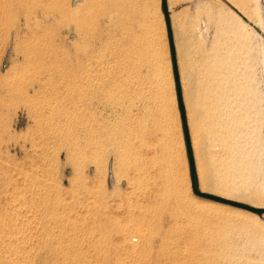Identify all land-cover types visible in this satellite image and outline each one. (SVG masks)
<instances>
[{
  "label": "rangeland",
  "instance_id": "rangeland-1",
  "mask_svg": "<svg viewBox=\"0 0 264 264\" xmlns=\"http://www.w3.org/2000/svg\"><path fill=\"white\" fill-rule=\"evenodd\" d=\"M255 1L166 0L211 200L160 0H0V264H264Z\"/></svg>",
  "mask_w": 264,
  "mask_h": 264
},
{
  "label": "water",
  "instance_id": "water-1",
  "mask_svg": "<svg viewBox=\"0 0 264 264\" xmlns=\"http://www.w3.org/2000/svg\"><path fill=\"white\" fill-rule=\"evenodd\" d=\"M160 4H161L162 15H163L165 26H166V30H167V41H168V46H169L170 58H171V67H172V73H173L175 96H176L178 113H179V118H180V123H181V128H182V134H183V139H184V146H185V150H186V159H187V163H188L190 190L197 197L211 199V200H216L215 198L198 191L195 188L194 184H193V181H194V166H193L192 155H191V150H190V144H189L187 130H186V124H185V119H184L183 107H182V103H181L180 89H179V84H178V81H177V74H176V70H175L172 42H171L170 34L168 32L167 13H166V10H165L164 0H160ZM244 209H247L248 211H251V212H254V213H261L262 212L261 210H257V209H251V208H245V207H244Z\"/></svg>",
  "mask_w": 264,
  "mask_h": 264
},
{
  "label": "bare ground",
  "instance_id": "bare-ground-1",
  "mask_svg": "<svg viewBox=\"0 0 264 264\" xmlns=\"http://www.w3.org/2000/svg\"><path fill=\"white\" fill-rule=\"evenodd\" d=\"M257 1V0H256ZM255 1V2H256ZM234 3V2H233ZM256 4H257V2H256ZM235 7H237V5H235ZM239 9H241V8H239ZM240 11H242V10H240ZM243 12V11H242ZM242 12H241V14H242ZM247 13V12H246ZM235 16V15H234ZM259 18V22H261V17L260 16H258ZM234 20L237 22V23H239L240 25H242V26H244L243 24V22H242V20L240 19V17H238V16H235L234 17ZM252 22H253V20H252ZM255 23V22H254ZM241 29H243V28H241ZM261 55H262V64H263V67H264V48H262L261 49ZM191 123V122H190ZM235 124V123H234ZM218 126H219V130H216V136L218 137H221V138H223V136L225 137H227L228 135H229V133L231 134V131H233V130H230V129H226V128H224V126H221V125H219L218 124ZM190 127V126H189ZM221 128H223L224 129V131H221ZM191 131H193V130H191ZM226 131V132H225ZM194 133V132H193ZM192 133V147H193V149L195 148L196 149V147H197V142H196V139H195V136H194V134ZM215 136V137H216ZM234 136V135H233ZM229 137V136H228ZM231 140H233V137H232V139ZM229 141V140H228ZM234 142V141H233ZM220 144V143H219ZM233 145H234V143H232ZM226 145V144H225ZM230 146V145H229ZM232 147H234L235 148V146H232ZM231 147V148H232ZM190 148H191V144H190ZM213 148V147H212ZM191 150H192V148H191ZM237 150V149H236ZM232 151V150H231ZM238 152V151H237ZM244 154V153H243ZM249 154V153H248ZM239 155V154H238ZM246 155V154H245ZM241 156V155H240ZM201 188V187H200ZM202 189V188H201ZM18 227V226H17ZM16 228V227H15ZM16 229H18V228H16ZM21 230V229H20ZM10 231V230H9ZM12 231V230H11ZM7 232H8V230H7ZM13 232H16V230H14ZM19 233V232H18ZM17 233V234H18ZM8 234V233H7ZM10 234V233H9ZM8 234V235H9ZM20 234H21V232L19 233V236H20ZM13 235V234H12ZM12 235H10L12 238H14V235L12 236ZM15 235H16V233H15ZM22 235V234H21ZM9 236V237H10ZM9 237H8V240H9ZM16 238H18V235L17 236H15ZM15 239V238H14ZM22 239V238H21ZM20 238H19V241L21 240ZM7 240V239H6ZM24 240H25V238H24ZM24 240H23V242H24ZM3 241V240H2ZM13 240H11L10 239V242H12ZM6 242H8V241H6ZM15 242V241H14ZM17 242V241H16ZM21 242H19L18 244H20ZM7 244V243H6ZM8 244H9V242H8ZM11 244V243H10ZM18 244H17V246H18ZM15 245H16V243H15ZM21 245H22V243H21ZM20 246V245H19ZM6 249V248H5ZM9 252V251H8ZM2 261V260H1Z\"/></svg>",
  "mask_w": 264,
  "mask_h": 264
},
{
  "label": "crops",
  "instance_id": "crops-1",
  "mask_svg": "<svg viewBox=\"0 0 264 264\" xmlns=\"http://www.w3.org/2000/svg\"><path fill=\"white\" fill-rule=\"evenodd\" d=\"M164 5H165L166 13H167L168 32H169V34H170V38H171V40H172V36H171V25H170V21H169V11H168L167 6H166V0H164ZM160 11H161V14H162L161 4H160ZM162 17H163V15H162ZM163 23H164V28H165L166 37H167V30H166V26H165L164 18H163Z\"/></svg>",
  "mask_w": 264,
  "mask_h": 264
},
{
  "label": "trees",
  "instance_id": "trees-1",
  "mask_svg": "<svg viewBox=\"0 0 264 264\" xmlns=\"http://www.w3.org/2000/svg\"><path fill=\"white\" fill-rule=\"evenodd\" d=\"M193 184H194V186H195V177H194V181H193Z\"/></svg>",
  "mask_w": 264,
  "mask_h": 264
}]
</instances>
